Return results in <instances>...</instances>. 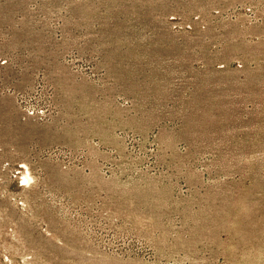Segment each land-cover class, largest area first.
Masks as SVG:
<instances>
[{"label": "rangeland", "instance_id": "1", "mask_svg": "<svg viewBox=\"0 0 264 264\" xmlns=\"http://www.w3.org/2000/svg\"><path fill=\"white\" fill-rule=\"evenodd\" d=\"M0 264H264V0H0Z\"/></svg>", "mask_w": 264, "mask_h": 264}, {"label": "bare ground", "instance_id": "2", "mask_svg": "<svg viewBox=\"0 0 264 264\" xmlns=\"http://www.w3.org/2000/svg\"><path fill=\"white\" fill-rule=\"evenodd\" d=\"M29 179H30L29 177H24L23 181H25L26 183H28Z\"/></svg>", "mask_w": 264, "mask_h": 264}]
</instances>
